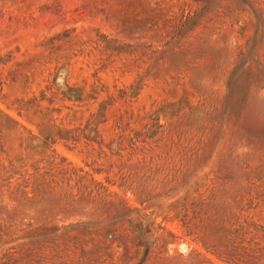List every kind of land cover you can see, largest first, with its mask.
I'll list each match as a JSON object with an SVG mask.
<instances>
[{"label":"rangeland","instance_id":"rangeland-1","mask_svg":"<svg viewBox=\"0 0 264 264\" xmlns=\"http://www.w3.org/2000/svg\"><path fill=\"white\" fill-rule=\"evenodd\" d=\"M0 264H264V0H0Z\"/></svg>","mask_w":264,"mask_h":264}]
</instances>
